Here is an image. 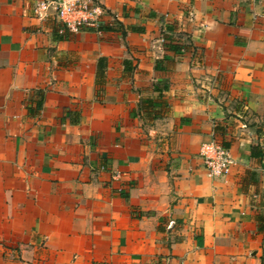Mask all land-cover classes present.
I'll use <instances>...</instances> for the list:
<instances>
[{"label":"crops","instance_id":"0c3cea01","mask_svg":"<svg viewBox=\"0 0 264 264\" xmlns=\"http://www.w3.org/2000/svg\"><path fill=\"white\" fill-rule=\"evenodd\" d=\"M34 3L0 0V264H264V0Z\"/></svg>","mask_w":264,"mask_h":264},{"label":"built area","instance_id":"2783aa9c","mask_svg":"<svg viewBox=\"0 0 264 264\" xmlns=\"http://www.w3.org/2000/svg\"><path fill=\"white\" fill-rule=\"evenodd\" d=\"M50 12L59 20L60 33H78L89 29L101 33L104 10L99 0H35L34 14L37 19L44 20ZM199 155L209 177L222 178L230 172L233 159L222 145L216 142L203 144ZM174 226L175 221H169L168 228Z\"/></svg>","mask_w":264,"mask_h":264},{"label":"trees","instance_id":"16d2710c","mask_svg":"<svg viewBox=\"0 0 264 264\" xmlns=\"http://www.w3.org/2000/svg\"><path fill=\"white\" fill-rule=\"evenodd\" d=\"M116 29V28H115ZM128 31L130 32H135V33H144V28L142 27H136V26H130L129 28H127ZM100 30L101 31H110V30H114L113 26H103L102 23L100 24ZM117 30H122L121 25L118 24ZM84 31H94L93 29H89V30H84ZM95 32V31H94ZM122 34H124V32H122ZM174 51H176L175 48H173ZM129 64L130 61L129 60H124L123 61V65H124V69L127 70L129 69ZM104 67V60L100 59L98 61V81H96L97 84H101V78L103 77V74H101V72H99V69L101 70V68ZM126 75H129L126 71ZM100 79V81H99ZM41 107V103H37V108L39 109ZM257 225H258V230L260 233L263 234V241H264V214H260L257 217Z\"/></svg>","mask_w":264,"mask_h":264}]
</instances>
